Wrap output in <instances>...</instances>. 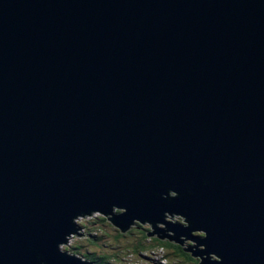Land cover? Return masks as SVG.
I'll return each instance as SVG.
<instances>
[{"label": "water", "instance_id": "1", "mask_svg": "<svg viewBox=\"0 0 264 264\" xmlns=\"http://www.w3.org/2000/svg\"><path fill=\"white\" fill-rule=\"evenodd\" d=\"M94 213L264 264V0H0V264Z\"/></svg>", "mask_w": 264, "mask_h": 264}, {"label": "trees", "instance_id": "2", "mask_svg": "<svg viewBox=\"0 0 264 264\" xmlns=\"http://www.w3.org/2000/svg\"><path fill=\"white\" fill-rule=\"evenodd\" d=\"M99 222L101 225V229H97L94 240H91L90 243L93 245L98 244V249L95 251H91L90 248H87L85 252L80 248L72 249L74 256L83 258L85 260H89L90 262H94L95 264H120L123 263V259L120 258L121 255H136L140 257L141 255H145V259L148 260L150 264H200L199 259H195L192 253L186 252L188 249V243L184 245L175 244L167 240H161L158 237H149L148 232L149 228L138 229L140 233L138 234V238L136 243L131 244L130 246L121 245L120 240L124 238L125 240L129 237H125L126 235L117 234V236L111 235L107 230L109 227H112L110 224L105 223V219H101L100 217L93 220L92 223ZM134 231V230H132ZM130 235V234H129ZM200 237L201 235H196ZM203 236V235H202ZM112 238L115 243L111 244L108 240ZM105 247L110 248L109 251H105ZM82 248V247H81ZM65 248V251H68ZM159 250L164 251L165 260L163 261L161 258L158 260L157 252ZM154 259V261H151Z\"/></svg>", "mask_w": 264, "mask_h": 264}, {"label": "rangeland", "instance_id": "3", "mask_svg": "<svg viewBox=\"0 0 264 264\" xmlns=\"http://www.w3.org/2000/svg\"><path fill=\"white\" fill-rule=\"evenodd\" d=\"M104 218L103 215H101L100 213H94L92 215H88V216H80L79 218H77L76 223L79 226L78 230H79V234H72L70 237H68V243L67 245H62L61 248L63 251H65V248L68 249L70 247V249L67 251L69 252L71 255H73V251L72 249L75 248H80L82 249L83 252L86 251L87 248H90L91 251L93 250H97L98 249V244L93 245L90 243L91 240H94L95 236H97L96 230L101 229V225L99 224V222L97 223L94 222L92 223L93 220L97 219V218ZM179 217H171V218H166V221L168 222H178ZM106 224H108L107 222H105ZM135 226V225H134ZM139 226V225H138ZM141 228L147 229L149 228L151 230L150 234H154L155 232L153 231V229L147 225L146 223L142 224L140 223ZM137 227V228H139ZM133 229V228H132ZM131 229V230H132ZM160 230H163L160 226H158V232H160ZM111 235L116 236V234H114V228L113 227H109V229L107 230ZM139 232V231H138ZM194 235H202V233L200 232H195ZM127 236L130 238H127L126 240L124 238H122L120 240V244L121 245H131L133 243H136L137 239V235L135 232H131V235H129V233H127ZM156 237H158L156 235ZM109 243L113 244L115 243L114 240L112 238H110L108 240ZM82 247V248H81ZM188 247H190L188 245ZM110 248L105 247V251H109ZM73 252V253H72ZM165 252L162 250H159L157 252V256L159 258H161L163 261L165 260ZM77 257V256H76ZM121 259H123V263L120 264H150L148 262V260L145 259V255H141L140 257H137L136 255L132 254V255H128V257H126L125 255H121L120 256ZM151 261H154V259H152Z\"/></svg>", "mask_w": 264, "mask_h": 264}, {"label": "flooded vegetation", "instance_id": "4", "mask_svg": "<svg viewBox=\"0 0 264 264\" xmlns=\"http://www.w3.org/2000/svg\"><path fill=\"white\" fill-rule=\"evenodd\" d=\"M108 222V221H107ZM137 227H139L137 224L133 227V229L132 230H134V231H130V232H128L130 235H131V232H135L136 233V235L138 236V234L140 233V231L138 230V229H140L141 227H139V228H137ZM114 228V227H113ZM139 231V232H138ZM114 234H116V236H117V234H121L122 235V233L119 231V230H117L116 228H114ZM127 234V233H126ZM126 234H123V235H126ZM125 237H128V236H125ZM130 238V237H129ZM136 238H138V237H136Z\"/></svg>", "mask_w": 264, "mask_h": 264}, {"label": "clouds", "instance_id": "5", "mask_svg": "<svg viewBox=\"0 0 264 264\" xmlns=\"http://www.w3.org/2000/svg\"><path fill=\"white\" fill-rule=\"evenodd\" d=\"M92 215V214H91ZM101 219H105L106 221L105 222H107L108 224H110L112 227H114L112 224H111V222L106 218V217H104V218H101ZM93 222V221H92ZM137 225H139L140 226V224L139 223H137ZM115 228V227H114ZM133 228V227H132ZM117 229V228H116ZM118 230V229H117ZM120 231V230H119ZM121 232V231H120ZM122 233V232H121ZM123 234V233H122ZM203 235V234H202ZM200 236V237H203V236Z\"/></svg>", "mask_w": 264, "mask_h": 264}, {"label": "bare ground", "instance_id": "6", "mask_svg": "<svg viewBox=\"0 0 264 264\" xmlns=\"http://www.w3.org/2000/svg\"><path fill=\"white\" fill-rule=\"evenodd\" d=\"M169 218H171V217H169ZM78 234H79V231H78ZM78 234H77V235H78Z\"/></svg>", "mask_w": 264, "mask_h": 264}]
</instances>
